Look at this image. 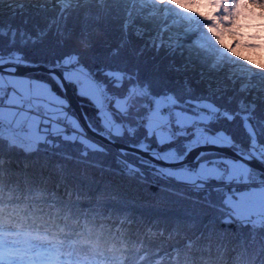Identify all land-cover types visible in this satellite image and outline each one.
<instances>
[{
	"label": "snow or ice",
	"instance_id": "obj_1",
	"mask_svg": "<svg viewBox=\"0 0 264 264\" xmlns=\"http://www.w3.org/2000/svg\"><path fill=\"white\" fill-rule=\"evenodd\" d=\"M52 3L56 16L43 26L36 22L29 29L27 21L13 26L0 17V192L7 175L9 185L22 181L29 185L30 195L47 196L45 203L63 207L74 189L68 187L69 165L115 172L140 182L151 176L163 182L158 185L160 194L181 201L195 196L194 202L214 210L220 223L236 226L232 234L245 244L231 264H264V171L253 166H264V62L244 57L242 64L232 59L240 57L238 48L256 55L261 46L255 41L264 39V0ZM86 3L106 6L97 10V20L112 13L107 6L117 5L120 37L111 48L113 58L130 48L135 38L142 42L137 48L140 55L150 51L170 61V70L179 76L178 87L155 91L138 71L119 66L105 68L103 79H97L78 53L67 52L47 66L49 80L62 90L65 82L74 84L96 109L89 117L72 111L48 81L25 75L24 70L40 67L27 58V48L43 44L50 35L64 46L67 13L74 4L79 8ZM88 12L90 16L92 10ZM245 28L255 29L256 35L244 40ZM5 150L9 155L20 152L26 159L47 157L56 184L50 188L43 173L37 176L13 167ZM108 157L112 159L106 162ZM61 184L63 193L57 188ZM74 195L80 193L75 190ZM74 209L84 207L69 200L67 210ZM4 231L0 228V264H55L60 245L30 235L14 242L5 238ZM144 244V251L158 247L147 236ZM150 261L151 256L143 264Z\"/></svg>",
	"mask_w": 264,
	"mask_h": 264
},
{
	"label": "trees",
	"instance_id": "obj_2",
	"mask_svg": "<svg viewBox=\"0 0 264 264\" xmlns=\"http://www.w3.org/2000/svg\"><path fill=\"white\" fill-rule=\"evenodd\" d=\"M2 1L6 0H0ZM55 7L54 4L44 2L32 5L28 10L1 14L0 17L6 23L11 20L13 26H24V21H27V27L31 29L34 23L39 22L43 26L47 20L55 17ZM103 7L106 6L89 3L77 8L74 4L73 10L67 13L68 38L65 45L61 46L57 43V38L50 35L43 44L29 46L26 50L27 58L34 63L51 65L67 52H76L81 62L96 74L97 79H103L105 68L119 66L133 72L138 71L141 79L150 82L155 91L178 87L179 76L170 70V61L165 56H157L150 51L140 55L137 48L142 46V42L135 38L132 46L122 51L120 57L111 56V48L118 43L120 37L119 19L115 13L117 5L107 6L113 9L112 13L106 16L102 14L97 20L96 12ZM89 9L92 10L90 16ZM86 16L89 18L86 19ZM30 75L48 80L55 91L64 95L63 90L49 80L48 73L31 72ZM192 75L195 76V73ZM72 87L77 92L87 115L94 117L95 107L87 98L79 95L74 84ZM227 87L230 89L231 85ZM257 103L260 101L257 100ZM71 108L74 111L72 106ZM231 131L236 133L239 139H244L238 128L231 126ZM67 147L69 151L72 150L71 146ZM5 153L13 167L27 169L29 174L37 176L43 173L48 177L50 188L56 184L55 169L50 166L47 157L42 155L39 159H26L20 152L9 155L5 150ZM113 155H115V148ZM111 159V157L106 158V162ZM68 180V187H74L73 190L78 191L81 197H86L80 202L84 209H89L90 206L97 208V202H99L98 208L104 213L130 218L129 220L133 222V231L145 226H154L166 230L174 228L181 231L191 230L197 235L203 233L201 241L213 240L222 247H226L228 264H231L232 258L245 244L244 240L232 234L236 230L235 225L220 223L216 219L217 213L214 210L194 202L195 196L188 201H181L175 197L160 194L158 185L163 182H155L151 176L146 181L140 182L115 172L73 164L69 165ZM64 188L65 185L61 184L58 191L63 193ZM229 228L231 231L225 234L224 230Z\"/></svg>",
	"mask_w": 264,
	"mask_h": 264
},
{
	"label": "clouds",
	"instance_id": "obj_3",
	"mask_svg": "<svg viewBox=\"0 0 264 264\" xmlns=\"http://www.w3.org/2000/svg\"><path fill=\"white\" fill-rule=\"evenodd\" d=\"M149 2L159 3L160 0ZM127 6L133 7L131 3ZM242 31L247 33L244 40L256 35L253 29ZM261 35L264 36V33ZM255 43L261 45L255 49L256 55L251 50L238 48L240 57L233 56L232 59H239L242 64L244 57L255 60L257 64L264 62V39H257ZM220 50L226 51L223 48ZM74 192H68L61 207L56 202L45 203L47 196L30 195L29 185L22 181L18 185H9L6 175L4 190L0 192V228L5 230L3 235L14 242L21 241L26 235L33 238L39 236L42 243L60 245L55 264H143L150 256V264H228L226 247L213 240L201 241L203 233L197 235L191 230L177 231L175 228L168 232L154 226L133 231V222L127 217L106 214L96 207L69 212V200L81 202L86 198L74 195ZM145 236L158 247L144 251L147 247ZM181 241L183 244L177 249L175 245ZM244 264L250 262L245 261Z\"/></svg>",
	"mask_w": 264,
	"mask_h": 264
},
{
	"label": "water",
	"instance_id": "obj_4",
	"mask_svg": "<svg viewBox=\"0 0 264 264\" xmlns=\"http://www.w3.org/2000/svg\"><path fill=\"white\" fill-rule=\"evenodd\" d=\"M37 65H39L40 67L34 68L32 70H24V74H28L31 72H39V71L49 74L47 65L41 64V63ZM63 92L75 112H77L81 116H83L84 114H87L77 92L74 90L71 83L65 82V88L63 89ZM123 143L124 142H121V144ZM253 166L257 168V171H264V166H256V165H253Z\"/></svg>",
	"mask_w": 264,
	"mask_h": 264
},
{
	"label": "rangeland",
	"instance_id": "obj_5",
	"mask_svg": "<svg viewBox=\"0 0 264 264\" xmlns=\"http://www.w3.org/2000/svg\"><path fill=\"white\" fill-rule=\"evenodd\" d=\"M44 2L50 3L53 5L52 0H6V1H2V2H0V15L5 14L7 12L28 10L29 8H31L32 5H39L40 3H44ZM256 11H260V10L257 9ZM254 31H255V29H254ZM34 64H40V63H34ZM39 72H41V71H39ZM25 75L31 76V77L37 78V79H42L40 77L30 75V73L25 74ZM42 80H45V79H42ZM46 81H48V80H46ZM76 89H77V87H76ZM58 94H60L63 98L67 99L65 95H63L61 93H58Z\"/></svg>",
	"mask_w": 264,
	"mask_h": 264
}]
</instances>
